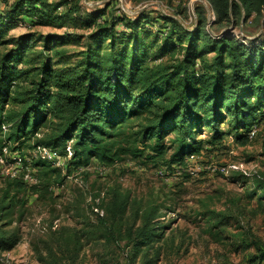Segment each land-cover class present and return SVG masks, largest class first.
Masks as SVG:
<instances>
[{"label": "trees", "instance_id": "1", "mask_svg": "<svg viewBox=\"0 0 264 264\" xmlns=\"http://www.w3.org/2000/svg\"><path fill=\"white\" fill-rule=\"evenodd\" d=\"M69 1L14 0L0 12V47L12 46L0 54V133L7 125L5 141L20 147L40 127H49L47 140L37 143L64 150L72 141L76 164L93 157L112 161L118 153L115 145L131 134L154 140L152 148L159 155L165 137L172 134L176 149L171 162L201 151L205 140L198 136L204 128L210 133L208 143L226 135L247 141L264 116V37L240 39L222 30L243 28L248 22L264 26V0H206L212 21L200 13L197 25L189 29L162 15L155 31L148 13L132 18L103 7L81 14ZM63 6L68 8L59 15ZM24 19L29 26L67 20L89 32L83 37L42 36L45 50L59 58L53 66L47 53L32 51L35 38L8 34ZM79 39L86 49L75 60L54 49ZM136 117L141 120L133 126ZM134 127L135 132H126ZM256 187L264 195V179ZM263 202L260 197L259 205ZM127 203V198L115 196L113 218L126 212ZM154 219L146 211L135 230H125L135 251L159 237ZM16 239L0 232V249H11ZM254 246L250 263L264 262V245ZM74 250L76 255L79 248ZM43 264L64 262L50 257Z\"/></svg>", "mask_w": 264, "mask_h": 264}, {"label": "rangeland", "instance_id": "2", "mask_svg": "<svg viewBox=\"0 0 264 264\" xmlns=\"http://www.w3.org/2000/svg\"><path fill=\"white\" fill-rule=\"evenodd\" d=\"M13 1L0 0V12L9 9ZM70 3L77 4L81 14L103 7L132 18L145 12L153 19L150 26L154 31L162 24V15L189 29L197 25L200 13L209 21L213 19L206 0ZM67 8L61 7L58 14L64 15ZM222 31L240 39L264 37L261 23L248 22L243 28ZM88 32L67 20L60 25L29 26L24 19L8 34L35 38L32 51H44L56 66L59 58L50 49L45 50L42 36L83 37ZM10 47H0V54ZM54 49L75 60L86 48L84 39H79ZM260 118L252 128L254 135L248 133L245 143L235 140L234 135L208 143L210 133L204 128L198 136L205 140L201 151L186 155L182 162H171L176 149L170 140L172 134L162 142L163 155L152 148L154 140L142 141L131 134L115 145L113 150L118 153L112 161L93 157L76 164L72 141L64 150L37 143L47 140L49 127H40L18 147L4 140L8 126L2 125L0 232L14 234L17 239L11 249H0V264H43L50 257L62 259L64 264L250 263L256 253L254 243L264 245V202L258 203L260 197L264 201V195L256 187V182L264 179V116ZM140 120L134 118L133 126ZM221 127L228 128L226 123ZM136 130L134 127L126 132ZM43 148L50 157L41 156ZM132 148L139 152L133 153ZM115 196L127 198L128 203L126 212L113 218L110 208ZM149 210L160 235L151 246L135 251L123 234L129 227L135 230ZM117 230L121 234L117 235ZM74 248H79L76 255ZM255 260L253 264L262 262Z\"/></svg>", "mask_w": 264, "mask_h": 264}, {"label": "built area", "instance_id": "3", "mask_svg": "<svg viewBox=\"0 0 264 264\" xmlns=\"http://www.w3.org/2000/svg\"><path fill=\"white\" fill-rule=\"evenodd\" d=\"M254 133H255V131L251 129V131L249 132V136L252 137L254 135ZM41 156L43 158L50 157V152L46 148H43ZM20 161H21V159L18 158V162H20ZM248 264H252V263H248ZM258 264H264V262H261V263H258Z\"/></svg>", "mask_w": 264, "mask_h": 264}]
</instances>
